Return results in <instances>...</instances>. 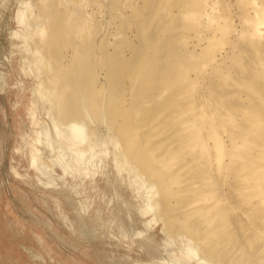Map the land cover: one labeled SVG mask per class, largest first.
<instances>
[{
  "label": "bare ground",
  "instance_id": "bare-ground-1",
  "mask_svg": "<svg viewBox=\"0 0 264 264\" xmlns=\"http://www.w3.org/2000/svg\"><path fill=\"white\" fill-rule=\"evenodd\" d=\"M16 4L10 55L35 82L24 179L77 191L111 156L150 217L136 231L127 208L130 231L161 226L157 264H264V0Z\"/></svg>",
  "mask_w": 264,
  "mask_h": 264
},
{
  "label": "rangeland",
  "instance_id": "rangeland-1",
  "mask_svg": "<svg viewBox=\"0 0 264 264\" xmlns=\"http://www.w3.org/2000/svg\"><path fill=\"white\" fill-rule=\"evenodd\" d=\"M17 1L9 0L8 6L0 1V264H157L147 241L152 239L153 246L159 248L157 257L162 258L161 226H153L147 233L149 238L135 235L150 217L137 214L133 194L126 182L120 181L111 156L105 165L94 168L92 176L69 183L68 187L73 185L77 191L49 194L32 189V194L18 193L24 183L34 187L24 179L34 170L27 164L30 147L18 153L14 150L24 130L28 129V142L33 147L36 134L29 132L27 110L22 107H28L35 82L23 72L20 54L16 52L14 58L10 55L14 29L11 18ZM114 189L121 194H113ZM127 208L132 212L133 225ZM131 225L136 231H130Z\"/></svg>",
  "mask_w": 264,
  "mask_h": 264
},
{
  "label": "crops",
  "instance_id": "crops-1",
  "mask_svg": "<svg viewBox=\"0 0 264 264\" xmlns=\"http://www.w3.org/2000/svg\"><path fill=\"white\" fill-rule=\"evenodd\" d=\"M1 1V0H0ZM3 1V3H2V5L3 6H8L9 5V0H2ZM14 179H16L15 177H14ZM24 183V182H23ZM26 186L22 189L23 191L21 192V190L19 189V191H18V193H20V194H32L31 193V190L32 189H34L35 191H37V192H40L41 193V191H38V190H36L34 187H32L31 185H29V184H27V183H24ZM1 194H4L3 192H1ZM12 194H15V190L13 189L12 190Z\"/></svg>",
  "mask_w": 264,
  "mask_h": 264
}]
</instances>
